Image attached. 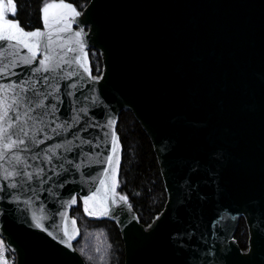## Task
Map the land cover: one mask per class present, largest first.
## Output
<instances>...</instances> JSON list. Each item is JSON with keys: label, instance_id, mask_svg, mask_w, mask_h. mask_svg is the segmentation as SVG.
Segmentation results:
<instances>
[{"label": "water", "instance_id": "water-1", "mask_svg": "<svg viewBox=\"0 0 264 264\" xmlns=\"http://www.w3.org/2000/svg\"><path fill=\"white\" fill-rule=\"evenodd\" d=\"M75 8L80 17L48 29L40 13L38 28L46 35L32 65L23 63L30 54L18 45L0 50V114L5 102L19 97L9 116L19 113L17 123L28 132L26 144L0 160V186L22 185L8 189L18 201L0 193V237L14 264H86L74 246L59 243L67 239L65 229L75 236L72 245L80 236L71 215L78 203L85 219L115 223L124 264H158L162 256L170 264H264V0H89ZM84 19L88 25L78 22ZM90 48L100 55L99 75L91 73ZM45 54L55 70L34 72ZM193 92L197 105L189 102ZM121 110L130 111L149 138L166 192L146 226L118 187L127 201H109V215L84 211L83 196L97 189L104 194L100 181L112 132L119 137ZM119 145L121 163L120 138ZM5 168L33 179L5 181ZM33 214L51 236L35 227ZM241 217L246 250L234 239ZM157 224V231L149 228Z\"/></svg>", "mask_w": 264, "mask_h": 264}, {"label": "snow or ice", "instance_id": "snow-or-ice-1", "mask_svg": "<svg viewBox=\"0 0 264 264\" xmlns=\"http://www.w3.org/2000/svg\"><path fill=\"white\" fill-rule=\"evenodd\" d=\"M18 5L16 0H0V50H2L7 44L11 43L14 45H18L22 49H26L30 54L27 58H24L23 63L25 65H32L33 62H37L38 55L40 53L41 44L44 40L46 33L42 31L40 28H35L32 31H26L24 27H22L18 20L9 19L8 14H12L15 16L17 13ZM42 14V23L45 29L50 28L53 24H67L69 21H74L76 18L82 15L81 12L77 11L72 4L64 3L63 0L60 2H49L43 3L42 7L39 9ZM79 23H84L85 25L89 24L87 19L83 21H78ZM67 29H61V31H66ZM83 29L77 31L75 33L76 37H81L83 35ZM48 35V45H51V33H47ZM84 45L81 44V48L83 49ZM45 52H47V46L45 48ZM80 59V58H78ZM52 58L45 54L43 59L38 60L40 67L34 68V72H40L43 70L44 72L54 71L55 69L50 67ZM59 67V65H56ZM86 72L88 68L84 69ZM4 72L8 71V68L5 67ZM177 71H182V66L177 67ZM262 81H264V71L261 73ZM47 80V76L45 77ZM23 84H27V81H22ZM9 87L15 88V85H11ZM244 87V82L241 83V88ZM21 92H25L26 89L24 87H20ZM195 96V92L191 94L189 97V102L193 105H197L194 101L193 97ZM47 98V97H46ZM222 103V101L220 102ZM44 105V100L40 101V104L37 107H41ZM19 107V97H16L12 104H8L5 102L3 113L0 114V121H3V124H0V160L6 159L7 153L13 151L18 146H22L26 144V139L28 137V132L17 123L20 121L19 113H15L13 116H9V113L12 108ZM33 111V109L28 108L25 111L24 116L26 119L22 123L28 122V112ZM83 111V110H82ZM9 120L12 122L10 123ZM111 123V121L109 122ZM4 124H7V128L4 127ZM57 127H61L57 125ZM18 129V132L13 131V129ZM55 132V129H53ZM16 136L15 139L12 137ZM24 137V138H21ZM35 143H43V141H35ZM55 148H60L62 145L56 144ZM120 147L119 145V137L116 135L115 131L112 132L111 138V154L107 156L108 167L104 169L105 179L100 181L101 187L104 189V194H100V189H97L96 192L91 195L83 196V204L84 211L88 216H107L110 214V204L117 205V201H127L126 196H118L116 193V188L118 187V174H119V164L120 159L117 156V150ZM49 151H52L51 149ZM13 159L19 163L20 156L14 155ZM49 161H51V157H46ZM238 164L243 167V160L238 161ZM78 167V166H77ZM43 169H40L37 175L41 174ZM109 173L111 174V182L109 183ZM26 176L27 181H31L33 179V173L30 172H21V171H9L7 168L3 169V179L5 181L13 180L19 176ZM26 181V182H27ZM18 187H22L17 182H12L7 184L6 186H0V193H5L8 197H11L12 201H18L19 198L14 196L11 191L8 189L15 190ZM60 187H63L61 184ZM5 195H0V201H4ZM71 203H76V198H71ZM115 208L111 209L112 214L115 213ZM0 215H3V211L0 210ZM42 217H37L35 214L32 215V220L35 222V227L42 229L45 232H48V235L51 236L52 232L48 231V229L41 223ZM159 219V217H157ZM223 219V217H221ZM75 224V221H73ZM227 227V226H225ZM149 228L152 231H157L160 228V225H149ZM64 236L67 239H60L59 243L66 245L67 248L71 249L73 245L69 243V241L75 238L74 235L70 234L67 229L64 231ZM174 239H183L182 237H174ZM184 244L181 243L178 246L177 255H179V249H183ZM0 264H7V261H4L2 258V253H0ZM158 264H170L169 259L166 256H162Z\"/></svg>", "mask_w": 264, "mask_h": 264}, {"label": "trees", "instance_id": "trees-1", "mask_svg": "<svg viewBox=\"0 0 264 264\" xmlns=\"http://www.w3.org/2000/svg\"><path fill=\"white\" fill-rule=\"evenodd\" d=\"M47 1L49 0H16L18 5L16 15H8L10 18L19 20V23L27 30L41 27L39 7ZM67 1L72 2L80 10L89 2V0ZM89 57L91 73L99 75L102 64L98 51L90 48ZM115 125L122 143V161L117 191L129 196L130 203L137 212L140 222L146 226L154 215L161 211L166 200V192L163 189V180L156 163V156L149 138L130 111L121 110ZM71 215L77 220L80 229V236L73 246L81 254L86 264L94 263L88 257L91 253L93 254L96 245H92L91 236L94 235L85 233L95 226L104 229L102 237L108 246L109 255L106 264H124L123 242L114 222L85 219L80 203L71 209ZM245 224L241 217L234 233V239L242 249L246 250L248 231ZM99 245L101 250L103 244Z\"/></svg>", "mask_w": 264, "mask_h": 264}, {"label": "rangeland", "instance_id": "rangeland-1", "mask_svg": "<svg viewBox=\"0 0 264 264\" xmlns=\"http://www.w3.org/2000/svg\"><path fill=\"white\" fill-rule=\"evenodd\" d=\"M104 229L98 226H95L92 229H89L86 235L93 234L92 237V245H96L94 248L93 254L91 253L88 258H90L94 263L93 264H106L108 261V246L105 244V240L102 237L104 234ZM101 242V243H100ZM99 244H103L100 248ZM0 253H2V258L4 261H7V264H14V256L6 247L4 240L0 237Z\"/></svg>", "mask_w": 264, "mask_h": 264}]
</instances>
